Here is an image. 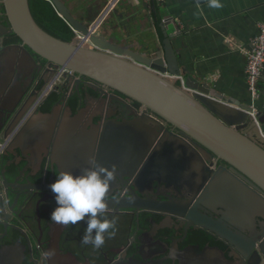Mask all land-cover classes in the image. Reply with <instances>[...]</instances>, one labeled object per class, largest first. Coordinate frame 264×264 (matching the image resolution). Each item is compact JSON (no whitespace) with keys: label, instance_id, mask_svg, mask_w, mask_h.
I'll return each instance as SVG.
<instances>
[{"label":"water","instance_id":"water-1","mask_svg":"<svg viewBox=\"0 0 264 264\" xmlns=\"http://www.w3.org/2000/svg\"><path fill=\"white\" fill-rule=\"evenodd\" d=\"M46 1L79 36L73 33V39L65 42L45 32L33 19L28 0L1 1L10 31L20 40L21 49L28 48L45 62L44 73H50V77L43 80L44 84L61 76L76 85L75 94L80 96L79 86L84 85L81 78H86L89 82L85 86L96 90L99 99L114 98L125 109H132L129 118H119L115 116L118 110L93 114L86 106L72 114L68 108V113L61 120L59 116L53 125L60 133V128L72 131L67 136L57 134L52 158L74 173L90 167L92 161L109 168L117 165L116 179L129 184L131 195L107 200L108 211L153 212L189 222L234 246V252L245 257L248 239L240 230L249 228L254 221L264 223V113L256 111L257 126L248 115V103L223 96L189 76L185 87L190 92L164 77L180 75L181 70L170 42L174 34H168L167 22H157L154 8L152 22L157 38L153 41L150 33L139 27L143 52H138L126 45L131 38L130 26L115 25L90 33L89 26L73 17L61 0ZM148 7V3L124 6L118 15H126L129 8L133 21L142 22ZM85 40L88 42L84 43ZM124 99L134 102L138 109ZM39 114L53 118L54 111ZM81 125L90 126V130L74 135L73 127ZM64 141L68 143L63 144ZM95 148L102 149V154ZM58 164L56 160L52 162L56 167ZM59 167L60 172V164ZM52 178L53 175L49 186ZM143 181L150 182V186L154 183L155 189L171 187L176 198L170 196L163 201L142 197ZM0 193V212L6 210L15 216L18 197L13 198L11 192ZM215 210L217 218L211 215ZM262 230L254 264H264ZM196 249L201 254L206 252L202 259L181 258L168 264L232 263L217 247L203 252ZM70 256L75 264H81ZM64 260L59 263L64 264ZM109 263L128 264L121 258Z\"/></svg>","mask_w":264,"mask_h":264},{"label":"flooded vegetation","instance_id":"flooded-vegetation-1","mask_svg":"<svg viewBox=\"0 0 264 264\" xmlns=\"http://www.w3.org/2000/svg\"><path fill=\"white\" fill-rule=\"evenodd\" d=\"M1 1L0 192H11L13 198L18 197L19 204L14 209L15 216L6 210L0 212V264H60L61 259H65L64 264H75L70 255L81 264H110L119 258L128 264H161V259L165 258L163 263L168 264L171 260L200 258L206 254H201L196 247L201 252L208 251V247H217L231 264H244L245 260L249 264L256 263L259 255L257 240L264 229V223L258 221L240 230L248 239L243 254L247 258H242L234 252V246L216 238L208 230L159 213L109 210L106 216L115 219L116 229L110 238L105 234V243L100 249L81 244L86 221L62 226L50 219L57 205L55 194L50 192L49 179L53 175L55 182L59 164L62 170L69 166L63 167L61 161L51 155L59 130L53 124L33 125L35 117L53 110L54 114L59 113L60 119L58 116L57 120H61L68 108L75 114L82 107L89 106L93 114L105 115L118 110L116 117L129 118L132 109H125L114 98L99 99L96 90L85 86L89 82L86 78H81L84 85L79 86L80 96L75 94L76 85L61 76L50 79L45 85L43 80L50 77V73H44L45 62L28 48L21 49L20 40L10 31ZM75 99L79 107L74 111L71 104ZM124 100L138 109L134 102ZM49 104V111H43ZM83 126L73 127L74 135L90 130V126ZM60 129V134L65 136L72 131L70 128ZM66 143L68 141L63 142ZM98 153L102 154V149ZM54 160L59 163L57 167L52 165ZM154 187V183L150 186V182L143 181L140 195L163 201L169 200L170 196L176 198L177 193L171 187ZM130 195L129 184L115 178L106 199L120 200ZM217 213L215 210L211 215L217 218Z\"/></svg>","mask_w":264,"mask_h":264},{"label":"crops","instance_id":"crops-1","mask_svg":"<svg viewBox=\"0 0 264 264\" xmlns=\"http://www.w3.org/2000/svg\"><path fill=\"white\" fill-rule=\"evenodd\" d=\"M61 1L73 17L89 26L108 0ZM220 2L222 7L215 9L208 6V0H121L104 18L97 31L115 25L130 26L131 38L126 45L134 51L143 52L139 27L143 32H149L153 41L154 37L157 38L155 24L152 22L154 8L157 11V22H167L168 34H174L170 42L180 64V76L184 80L189 76L199 84L214 88L223 96L250 105L245 83L244 52L249 49L250 41L257 36L258 24L264 23V0ZM145 3L149 7L142 22L133 21L129 8L126 9V15H118L124 6L137 7ZM259 89V98L254 108L264 113V67ZM58 116L59 113H55L53 118L38 115L35 123L37 126L53 124Z\"/></svg>","mask_w":264,"mask_h":264},{"label":"clouds","instance_id":"clouds-1","mask_svg":"<svg viewBox=\"0 0 264 264\" xmlns=\"http://www.w3.org/2000/svg\"><path fill=\"white\" fill-rule=\"evenodd\" d=\"M208 6L218 9L222 4L220 0H208ZM116 170L117 165L109 168L92 161L90 167L79 173L61 170L55 182L50 185L57 205L50 219L62 226L86 221L82 245L100 249L105 243V234L110 238L115 232V219L106 216V197L116 178Z\"/></svg>","mask_w":264,"mask_h":264},{"label":"built area","instance_id":"built-area-1","mask_svg":"<svg viewBox=\"0 0 264 264\" xmlns=\"http://www.w3.org/2000/svg\"><path fill=\"white\" fill-rule=\"evenodd\" d=\"M121 0H108L103 10L98 14L95 20L89 25L90 33H94L99 28L101 22L104 18L115 8V6ZM75 36H79V34L73 30ZM88 41L85 40L84 43ZM245 54V83L247 86V90L250 98V108L251 112L248 113L251 119H253L257 126L259 123L255 118L256 109L254 108V104L256 100L259 98V80L261 76L262 69L264 67V23L258 24V34L250 41V47L248 50L244 52ZM63 72V71H61ZM68 74H71L70 71H67ZM164 77L168 79H172L176 81V83L186 91L190 92V89L185 87V80L180 75H169L164 74ZM264 137V136H263Z\"/></svg>","mask_w":264,"mask_h":264},{"label":"trees","instance_id":"trees-1","mask_svg":"<svg viewBox=\"0 0 264 264\" xmlns=\"http://www.w3.org/2000/svg\"><path fill=\"white\" fill-rule=\"evenodd\" d=\"M31 15L38 26L51 36L65 42H70L74 35L70 27L60 18L51 4L46 0H28ZM72 109L77 110V99L71 104ZM51 104L45 106L42 110L49 111Z\"/></svg>","mask_w":264,"mask_h":264}]
</instances>
